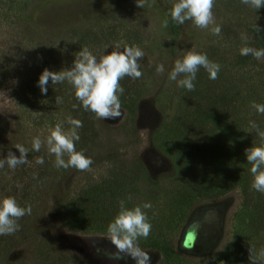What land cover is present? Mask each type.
Masks as SVG:
<instances>
[{"label":"rangeland","instance_id":"374dc122","mask_svg":"<svg viewBox=\"0 0 264 264\" xmlns=\"http://www.w3.org/2000/svg\"><path fill=\"white\" fill-rule=\"evenodd\" d=\"M232 1L231 6L240 3V0ZM6 2L0 0V118L6 121V126L0 128V158L10 150L19 157L17 144L28 149V154L27 162L15 169L7 165L0 168V200L14 197L21 207L31 205V214L18 221L20 230L15 234L0 236V264H49L46 261L54 264H135L127 256L115 260L105 255V252L117 251L107 236L110 222L98 219L90 230L67 224L68 203L109 172L114 175L120 171H123L122 176L116 178L114 175L110 184L119 186L116 182L119 181L121 193L106 209L113 214L112 222L119 212L120 200H124L129 209L145 203L152 205L144 209L152 225L151 234L137 242L149 253L151 264H226L224 255L232 248L230 239L239 220L234 214L240 202L239 195L231 192L217 197L218 189L212 186L215 178L200 183L198 173L203 170V163L181 156L189 150L187 143L173 140L175 134L171 130L180 89L175 81L168 79V73L174 62L189 50L206 54L224 65L227 57L243 47L242 36L248 33L250 18L241 20V15L226 10L229 1L215 0L213 25L200 29L186 21L179 25L180 33L174 36L169 24L167 28L161 25L170 17L169 10L177 0H147L143 8L136 7V0H64L46 3L34 14L19 6L10 12L9 18H5L7 14L3 10ZM243 10L250 17L251 8L240 9ZM216 25L221 27L219 36L211 32ZM73 33H113L110 46L90 44V52L97 57L109 54L117 46L121 51L131 43L139 46L144 52L140 62L148 76L145 79L147 90L137 104L134 118L129 120L122 109L121 116L116 119L96 118L99 139L93 152L87 155L93 161L89 171L55 167V156L49 154L46 144L38 152L32 149L33 138L39 136L42 141L46 140L57 123H63L64 130H68L64 109L58 113L56 123L39 124L26 117L16 103L25 85L37 86L40 75L49 66L48 61L55 59L62 68L66 64L63 59H66V67H71L75 56L71 57L66 50L61 54L57 49L60 54L52 57L49 51L52 53L54 49L47 51L43 47L44 44L52 47L61 41L67 43ZM7 59L13 64L5 71L7 64L1 62ZM157 64L164 65L163 74L156 73ZM254 65L264 76V58ZM252 83L254 81L249 82ZM11 85L13 94L8 92ZM154 144L164 145L172 157L178 153V161L160 155ZM40 157L43 164L36 163ZM138 159L149 169V180L147 175L127 173L126 170H136ZM190 183L201 186H190ZM173 195H180L179 204L193 195L199 200L192 209H186L176 205ZM215 203L219 206H213ZM165 247L175 255L163 256L160 250Z\"/></svg>","mask_w":264,"mask_h":264},{"label":"trees","instance_id":"16d2710c","mask_svg":"<svg viewBox=\"0 0 264 264\" xmlns=\"http://www.w3.org/2000/svg\"><path fill=\"white\" fill-rule=\"evenodd\" d=\"M7 1V5L3 9L7 14L5 18H9L10 12L19 6L23 10L28 8L27 10L34 14L38 13V10H42L46 3H59L64 0ZM225 1H229L228 5H225L226 10L241 15V20L250 18L247 27L248 33H245L250 39L247 44L244 41L242 46L264 49V8L259 10L251 8L250 17H247L246 11H240V9L249 8L248 6H244L240 2L237 5L233 4L234 8H232L233 5L231 6L230 3L233 1ZM167 20L171 34L176 36L180 33V26L173 22L171 17H168ZM255 24L261 28L259 33L253 30ZM112 34L73 33V38L68 40L67 43L61 41L55 43L52 47L44 44L45 47L43 48L47 51L54 49L55 52L51 53L49 51L50 56L55 53L60 54L62 50H66L65 52L73 57L81 48L87 47L91 51L90 46L92 44L103 43L110 46L113 39ZM131 44L130 46H132ZM57 49H60V52H57ZM209 60L217 63L213 57H210ZM256 61L257 59L251 55H240V50H237L226 58L224 65L217 63L221 67L218 78L215 80L209 79V74L201 67L194 81V91L189 92L186 89L177 87L180 89V95L179 98H176L177 101L174 106L177 115H174V127L171 129L172 133L175 134L172 139H180L182 143L184 141L187 143L186 146L189 150L181 155L182 157L191 158L193 162L200 160L203 163L204 168L198 173L201 179L200 183H204V179L215 178L212 186L218 189L217 194H215L217 197L221 198L231 192L239 195L240 202L234 213L235 218L239 220L231 235L230 244L232 243V248L224 255L227 259L226 264H232L233 262H236V264L249 262L251 264L249 249H253L258 257L259 251L264 248V193L257 192L251 187L253 182V176L250 172L251 165L247 163L244 152L246 148L264 146V140L259 137L256 130L250 129L249 126V121H254L259 129L264 131V114L258 113L251 107L252 102L264 104V76L254 69ZM63 62L67 64L66 59H63ZM1 63L7 64L5 70L7 71L12 66L13 61L7 59ZM66 64L60 68V64L54 59V61L47 62V65H49L47 70L53 72L54 67L55 72L62 69L70 70L72 64L70 68L66 67ZM141 64L142 62H140ZM140 71L143 73L141 78L133 80L130 77H125L120 81V85L124 88V93L120 96L121 109L126 111L129 120L134 118L137 104L144 97L147 90L145 79L148 76L143 65H141ZM262 72H264V67ZM251 81H254V83L249 84ZM47 87V94L42 95L39 87L31 85V83L25 85V89H21L22 97H18L16 103L24 110L26 117L33 118L39 124L56 123V117L58 113L61 114V109H64L65 119L71 116L81 121L83 127L78 129L80 139L76 142L75 147L77 151H82L87 157L88 154L93 152L92 149L96 147L99 139L95 114L83 109L80 102L75 98L73 87L67 81L60 84H52L49 81ZM8 92L13 94L12 85ZM15 92L17 93V90ZM59 96L62 98V102L56 104L55 98ZM73 105H76V107L74 108ZM66 125L68 128L70 127L67 122ZM5 126L6 121L0 118V128L3 129ZM154 146L160 155L171 161H174L173 158H177L176 161H178V153L177 156L173 155L174 157H172L168 151H165L166 147L164 145L154 144ZM192 152L198 154V156L193 155ZM138 160V166L135 165L136 170H126L127 173H130V175L138 174L142 177L147 175L146 179L149 180V169L140 159ZM122 172H116L115 177L122 176ZM112 173L109 172L108 176L89 186L77 198L68 203L67 224L76 226L78 229L90 230L98 219L111 222L113 214H110L111 210L106 208L113 205L122 188L119 181H116L119 186L113 185V183L110 184V180L114 179ZM191 185L194 187L201 186L190 183ZM172 197L177 201V206L181 205L186 209H192L199 200L193 195L179 204L180 195H173ZM207 197L211 196L207 195ZM216 205L219 206L218 203L213 206ZM197 248L198 244L195 249ZM160 251H162L163 256L174 254L167 247L162 248ZM46 263L54 264L51 261H46ZM257 264H264V259L257 258Z\"/></svg>","mask_w":264,"mask_h":264},{"label":"clouds","instance_id":"9594fccd","mask_svg":"<svg viewBox=\"0 0 264 264\" xmlns=\"http://www.w3.org/2000/svg\"><path fill=\"white\" fill-rule=\"evenodd\" d=\"M255 10L264 8V0H240ZM147 0H136V7L143 8ZM215 0H177L169 10L168 15L177 25H183L191 21L200 29H208L214 24L213 8ZM168 20L162 22V27H168ZM253 30L257 33L261 28L255 24ZM213 35L221 34V27L216 25L211 28ZM247 44L249 37L242 36ZM240 55H251L260 60L264 58V49H256L244 46L240 49ZM75 59L70 70L62 69L59 72H52L45 69L39 77L37 87L42 95L48 91V83L60 84L67 81L74 89L75 98L85 111L95 114L97 119L111 120L121 116L120 96L124 88L120 81L125 77L133 80L142 77L140 61L144 58V52L139 46H127L121 51L119 46L109 54L100 57L93 55L87 47L74 54ZM203 67L209 74V79L218 78L220 65L208 59L206 54L196 53L191 50L182 55L174 62L172 70L168 73V79L175 81L177 86L191 92L195 90L194 81L199 69ZM163 64L156 65V73L163 74ZM56 104L62 102L61 97H56ZM75 108L76 105H73ZM251 107L258 113L264 114V104L252 102ZM70 126L67 131L63 123H57L46 140L42 141L39 136L32 140V149L40 151L46 144L49 154L55 156L54 166L57 168H75L79 171H89L93 161L86 157L82 151H77L75 144L80 136L78 129L83 127L81 121L72 118L66 119ZM250 129L256 130L259 137L264 140V131L254 121H249ZM15 148L20 155L17 157L11 150L7 155L0 158V168L5 165L15 169L18 165L27 162L28 149L17 144ZM246 161L251 165L250 172L253 176L252 189L264 193V146L250 147L244 150ZM67 156V160H65ZM36 163L43 164L42 157L37 158ZM152 205L145 203L142 206H135L131 209L125 206V201H119V212L112 222L107 226V236L111 244L115 246L116 253L105 252L110 259L119 260L123 256L130 257L135 264H151V257L148 252L138 246V240L147 239L151 234L152 225L148 220L144 209H150ZM31 214V205L21 207L14 197H5L0 200V236L13 235L20 230L18 221L25 215ZM95 247V245H93ZM100 251V249H97ZM123 254V255H121ZM257 258L264 259V248L259 251L258 257L253 249H249L251 264H257Z\"/></svg>","mask_w":264,"mask_h":264}]
</instances>
